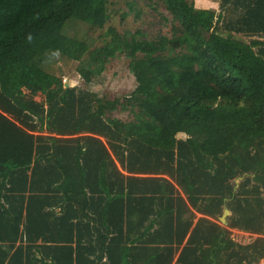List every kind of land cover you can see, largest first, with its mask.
Instances as JSON below:
<instances>
[{"label":"trees","instance_id":"trees-1","mask_svg":"<svg viewBox=\"0 0 264 264\" xmlns=\"http://www.w3.org/2000/svg\"><path fill=\"white\" fill-rule=\"evenodd\" d=\"M147 1L170 36L109 26L92 46L64 28H102L108 0H0V264L263 258L264 0ZM120 53L136 82L122 98L52 70L75 60L89 82Z\"/></svg>","mask_w":264,"mask_h":264},{"label":"rangeland","instance_id":"rangeland-1","mask_svg":"<svg viewBox=\"0 0 264 264\" xmlns=\"http://www.w3.org/2000/svg\"><path fill=\"white\" fill-rule=\"evenodd\" d=\"M194 4V0H187ZM208 6L215 8L216 12H222L220 0H210ZM132 4V9L129 8ZM198 6H203L197 3ZM196 8H200L195 6ZM209 8V7H208ZM108 19L102 28L90 26L87 23L79 21H69L66 24L64 31L72 36H76L92 46H100L102 44L103 33L109 26L115 27L120 32L124 30H140L142 39H153L159 34L170 36L172 28L171 15L165 10L164 5L159 2H148L147 0H108L107 3ZM125 14V17L122 15ZM240 37V35H237ZM247 40V38L244 37ZM140 56V53L137 52ZM136 56V57H138ZM129 58L120 53L111 57L105 64V68L97 76H94L89 82L85 81L77 71L78 62L66 58H56L53 63L52 70L60 76L65 85H75L81 88L95 92L103 98H122L129 94L135 87L136 82L133 74L130 72L128 63ZM35 100H42L43 94L37 93L34 96ZM109 117H118L123 120L131 118L127 111L116 109L107 112ZM183 134H178L177 137H182ZM196 216H200L196 213ZM222 225L225 223L220 222ZM231 237L239 242L246 243L251 241L255 236L249 232L230 228ZM257 264H264V256Z\"/></svg>","mask_w":264,"mask_h":264},{"label":"crops","instance_id":"crops-1","mask_svg":"<svg viewBox=\"0 0 264 264\" xmlns=\"http://www.w3.org/2000/svg\"><path fill=\"white\" fill-rule=\"evenodd\" d=\"M218 1L219 0H216L215 3L218 2ZM210 2H211L210 0H194V3H196L195 6L200 7V8H208V7L210 8V7H213L211 5L208 6V3H210ZM197 3H201L203 6H198ZM211 9H215V8H211Z\"/></svg>","mask_w":264,"mask_h":264},{"label":"water","instance_id":"water-1","mask_svg":"<svg viewBox=\"0 0 264 264\" xmlns=\"http://www.w3.org/2000/svg\"><path fill=\"white\" fill-rule=\"evenodd\" d=\"M228 213H229V210H228L227 208H225V209H224V212H223V214H222V216L220 217L221 222H223V223L226 222L225 217H226V215H227Z\"/></svg>","mask_w":264,"mask_h":264}]
</instances>
